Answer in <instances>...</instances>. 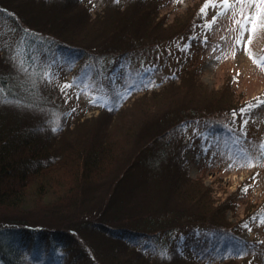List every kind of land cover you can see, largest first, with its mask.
I'll return each instance as SVG.
<instances>
[{"label": "rangeland", "instance_id": "rangeland-1", "mask_svg": "<svg viewBox=\"0 0 264 264\" xmlns=\"http://www.w3.org/2000/svg\"><path fill=\"white\" fill-rule=\"evenodd\" d=\"M57 1L5 0L1 4L19 15L24 11L25 14L29 11L40 12L39 9L42 8L55 10ZM132 2L134 1L82 0L81 5L78 4L74 10L72 8L73 12L79 11L77 17L87 21L81 27L94 26L93 29L102 25L100 21L104 24L110 20L115 21V17L122 15L120 12L125 14L128 11L127 15L138 19L145 16L156 20L157 25H147L144 20L138 23L146 35L140 43V50L150 60L144 63L133 59L118 64L117 70L112 71L115 72L116 83L114 78L112 82L108 76L102 78L93 63L79 60L76 54L65 53L60 62L50 63L51 70L44 71L38 84L41 90L49 94L46 105L52 108L42 111L38 109L37 114L21 113L20 116L28 123L47 126L56 131L55 134H58L61 125L69 126L52 142L66 154V165L62 164L54 174L58 177L56 180L59 183L67 181L72 186L66 185L69 192L66 189L63 192L65 196L58 195V199L61 197L64 200L59 204L52 202L51 206L39 200L32 210L25 212L12 207L0 209V224L14 227L15 225L7 222L28 219L31 224H38L54 233H72L73 240L67 250L72 251L73 255H79L81 264L87 263L85 260L90 253L97 258L102 253H107L123 262H129L133 260L132 256L137 253L136 246L139 245L145 246L142 251L153 253L155 241L128 244L127 237L119 238L111 232L121 227L119 224L122 223V216L138 219L151 207L165 203L164 200L158 202L156 198L146 200L141 190L144 187H140L137 182L138 179L148 181L145 176L150 178L153 171L149 173V167L141 162L136 164L138 167L135 166L132 183L117 184L116 178H121L120 173L126 167V159L134 160L142 147L141 142L145 144L144 137L153 132L167 114L185 110V115L190 116L187 113L196 111L191 115L202 113L201 116H204V113H208L207 117L198 118L196 122L175 131L167 142L158 144L150 153L158 155L163 145L170 141L167 151L176 158L170 157L167 161L160 162L156 166V174L171 175L174 172L185 178L187 173L190 194H194V190L201 184L206 188L204 191L198 187V192L203 196L201 201L194 204V200L189 199L182 204L176 196L168 200L173 208L172 212L181 213L178 215L179 220L177 219L179 223L175 225L183 228L189 224L186 218L196 213L197 219L201 221L200 225L209 226L214 223L229 228L244 227L239 236L234 237H222L213 231H202L205 240L190 239L188 250L191 256L198 257L201 264H207V259H213L212 264H264V224L259 217L264 210V166H239L244 160L243 153L255 160L260 155L259 145L264 143V104L249 112H241L249 104L255 105L258 100H264V70L254 63V59L264 56V28L254 34L243 32L237 23L242 21L239 4L235 10L229 9L223 15H220L222 8L209 7L205 15L201 13V8L208 0H159L143 4ZM214 2L220 3L221 0ZM229 3H236V0H229ZM81 10L84 11L83 16ZM255 11L252 7L245 9L244 13L251 15ZM261 21L264 22V16ZM205 24L210 27H205ZM77 32L86 35L85 32ZM241 35L244 36V41L237 44ZM174 36L177 40L176 47L180 45L181 48L173 50L172 56L166 61L165 52L160 55L161 50L157 49L164 48L167 44L165 41L170 37L169 40L175 38ZM161 41L164 43L154 45ZM189 41L192 46L185 50ZM4 54L7 56L0 55V68L5 72L18 73L19 78L26 77L25 69L16 60L19 58L14 54V59L12 53ZM175 56L181 60H174ZM40 57L38 64L44 61V57ZM190 57L193 60L185 63ZM187 69L190 70L188 77L196 75V78L192 77L189 83H182L187 78ZM142 71L144 74H141ZM173 82L174 86H169ZM65 85L71 87L66 88ZM125 99H129L126 104L123 102ZM228 106H238V111L230 112ZM118 107L122 111L112 113ZM207 109L210 111L206 112ZM245 120L248 121L247 124H244ZM141 134L143 135L139 140ZM176 136L179 142H174ZM237 140L240 142L236 143ZM105 144L112 153L115 151V161L108 165L104 175L84 186L95 187L96 200L90 199L92 191L82 194L80 199L76 191L83 185L79 181L81 178L76 180L70 174L74 173L78 164L81 165L79 156L91 150L98 152L104 149ZM260 164L264 165V157H261ZM246 186L249 191L245 194L242 189ZM117 188L119 198L122 200L123 197L124 200L118 203L120 208H111L107 218L111 226L106 225V233H111L116 238H108L89 227L87 229L90 232L82 230L75 233L72 227L90 216L88 212L80 214L79 211L94 207V203H98L100 198H103L100 205L105 207L112 191ZM79 189L82 190L80 187ZM67 198L71 201L66 202ZM183 208L185 210L181 212ZM115 216L116 219L113 218ZM253 217L257 219L253 220ZM248 244L254 247L249 249ZM67 256L68 254L64 257V263ZM28 259L29 256L25 258L26 261ZM47 262L44 254L36 261L38 264Z\"/></svg>", "mask_w": 264, "mask_h": 264}, {"label": "trees", "instance_id": "trees-1", "mask_svg": "<svg viewBox=\"0 0 264 264\" xmlns=\"http://www.w3.org/2000/svg\"><path fill=\"white\" fill-rule=\"evenodd\" d=\"M4 1L0 0V36H3V38H0V55L5 57L7 55L4 53L8 55L12 53V57L16 59L13 56L15 54L19 58L16 60L20 62L21 68L25 69L24 72L27 75L19 78L18 73L5 72L0 68V209L12 207L13 209L18 208L20 212H25L32 210L39 200L43 204L46 202L47 205L51 206L52 202L61 203L64 200H61V197L58 199V195L65 196L63 192L66 189L69 192L66 185L72 186L67 181L66 183H59L56 180L58 177L54 174L59 168L66 165L64 159L66 154L52 142V140H56L58 134H61L69 126L61 125L58 128V134H55L56 131L47 126H43L41 123L35 125L34 123H28L20 116L21 113L35 112L37 114L38 109L42 111L52 108L46 105L49 94L41 90L38 84L44 71L51 70L50 63L60 62L65 53H72L76 54L79 60L93 63L97 73L102 78L108 76L109 81L112 82L113 78L116 77L115 72L112 71L117 70L118 64L133 59H137L138 62L150 60L140 50V43L146 38V35L143 34L138 23L143 20L146 21L145 24L147 25H150V23L151 25H157V23L151 17L142 16L141 19H138L135 16L127 15L128 11L125 14L119 11L122 15L115 17V21L110 20L107 24L100 21L102 25L93 29L94 26L81 27L85 26L84 22L87 21L76 16L79 11H72V8L74 10L76 6H79L78 4H82V0H58L55 10L52 7H50L52 10L42 8L39 9L40 12L29 11L25 14L24 11L23 14L20 13L19 15L10 10L9 7L3 6L1 2ZM133 1L132 4H143L147 1L156 2L159 0ZM88 12H90V9ZM81 14L83 16V10H81ZM77 31L85 32L86 35H82L81 32L78 33ZM110 35L112 36L110 37ZM174 37L171 40H169L170 38L167 39V42L165 41L167 44L164 45V48L157 49L158 51L161 50L160 55L165 52L164 60L166 61L172 56L173 50L181 48L180 45L176 47L177 40L176 36ZM162 43L164 41L157 42L154 45ZM191 46L192 43L189 41L185 50ZM8 50L10 52L7 53ZM183 50L184 47L181 52ZM40 55H44V61L38 64L37 60ZM174 60H181V58L175 56ZM191 60H193L192 57L184 62L189 63ZM189 73L190 70L185 76L187 78L184 77L182 83H189L192 77L196 78V75L188 77ZM141 74H144V71ZM169 86H174V82ZM127 101L129 99H125L124 104ZM228 107H230L228 108L230 112L234 111L235 113L238 111V106ZM119 111L121 112L122 109L118 107L112 113H118ZM184 111H172L170 115L167 114L155 127V130L144 137L145 144L141 142L142 147L134 160L126 159V167L120 173L121 178H116L117 184L120 182L123 184L125 182L132 183L133 171L141 162L146 163L149 167V173L153 171L150 178L145 176L148 181L138 179L137 182L140 187H144L141 190L146 200L152 201L156 198L158 202L164 200L165 203L157 207H151L146 211L147 213L142 214L138 219L133 216H122L121 222L123 224H119L122 228L111 231L119 238L127 237L126 242L128 244L132 242L145 243L148 240L155 241L153 253L148 254V250L142 251L145 246H136L137 253L132 256L133 260L129 262H123L107 253H102L100 258L90 253L91 257L89 256L85 260L86 264H201L198 257L191 256L188 250L190 239H204L202 231L206 230L213 231L222 237L239 236L241 233L240 231L244 227L234 226L229 228L228 226L214 225V223L209 226L200 225L201 221L197 219L196 213L186 218V220H189V224L187 223L183 228L175 225L179 223L178 215L181 213L172 212L173 208L170 207L168 200L176 196L180 198L182 204L187 199L194 200L192 202L194 204L196 201H201L203 196L200 191L198 192V187L204 191L206 188L204 184H201L194 190L195 195L190 194V188L187 185L189 181L187 173L185 178L180 174H174V172L171 175L156 174V166L160 162L167 161L170 157L176 158V156H171L170 151H167L170 148V141L168 144L163 145V149L158 152V155L150 153L151 150L158 147V144L167 142L172 133L196 122L198 118L207 117L208 114L204 113V116H201L202 113H197L196 116H192L191 114L196 112L192 111L187 113L190 116H186ZM207 111H210V109H207ZM54 135L56 136L54 137ZM142 135L138 137L139 140ZM174 142H179L177 136ZM114 155L115 151L112 153L108 145L105 144L104 149L102 148L98 152L91 150L85 155L79 156L81 165L78 164L74 173L71 172L70 174L75 179L81 178L79 181L83 185L79 186L82 190L79 187L77 188L78 198L81 199L82 194L92 191L90 199L96 200L94 196L95 187H88V189L84 186L95 182L99 176L105 174L108 165L113 163ZM172 158L170 161H172ZM79 181L77 183L80 184ZM190 182L192 181L190 180ZM117 191L118 188L112 191L109 203L105 207L100 205L103 201V198H100L99 201L97 200L98 203H94L96 204L94 207L79 211L80 214L88 212L90 216L81 222H77L76 227H72L73 231L75 233H80L82 230L90 232L87 229L89 227L98 233L105 234L108 238H116L112 237L111 233H106V230H108L106 228L111 226V222L107 219L109 212L112 210L111 208H120L118 203L124 200L123 197L122 200L119 198ZM70 201L67 198L66 202ZM184 210L185 208L181 209V212H184ZM113 218L116 219L117 216ZM7 224L15 226L7 227L0 224V264H38L36 261L42 254L48 259L46 264H70L71 262L81 264L79 255H73L72 251L68 252L67 250L68 247L70 248L71 240H73L72 233L71 235L68 232L59 233L58 231L54 233L38 224H31L28 219L7 222ZM247 247L251 249L254 246L251 247L248 244ZM66 254L68 256L64 263ZM28 256L29 259L26 261L25 258ZM213 262V259H207L206 261L207 264Z\"/></svg>", "mask_w": 264, "mask_h": 264}, {"label": "snow or ice", "instance_id": "snow-or-ice-1", "mask_svg": "<svg viewBox=\"0 0 264 264\" xmlns=\"http://www.w3.org/2000/svg\"><path fill=\"white\" fill-rule=\"evenodd\" d=\"M119 2V0H117ZM237 4L240 5L241 7V16H242V21H237V23L240 24L241 30L243 32H247L250 34H254L259 29L264 28V22L261 21V17L264 16V0H236V3H229V0H221L220 3L214 2V0H208V2L201 8V13L207 14V10L209 7L212 8H222L223 11L220 13V15H223L227 13L229 9L235 10L237 8ZM254 7L256 11L251 14L247 15L244 13V10L247 8H252ZM205 27H210V25L205 24ZM244 41V36L241 35L238 37L236 43L240 44L241 42ZM250 43V41H248ZM247 50V48H246ZM252 53L249 51V56H251ZM254 63L257 64L258 67H261L262 70H264V56H261L259 58L254 59ZM65 87H71V85H65ZM260 104H264V100H258L257 104H249L246 108L241 109V112H249L255 107H259ZM235 115V114H234ZM247 120L244 121V124H247ZM240 141L237 140L236 143H239ZM260 149V155L253 160V158L247 153H243L244 155V160L243 162L239 165L240 167H255V166H264L260 164L261 157H264V143L259 145ZM232 165H230L231 167ZM255 179V178H253ZM249 191V187L246 186L242 189L243 193H247ZM260 217V222L264 224V210L261 211L259 214ZM253 220L257 219V217H253ZM247 227V224L245 225Z\"/></svg>", "mask_w": 264, "mask_h": 264}]
</instances>
